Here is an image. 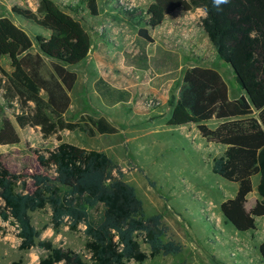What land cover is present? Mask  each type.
<instances>
[{
    "label": "trees",
    "instance_id": "trees-1",
    "mask_svg": "<svg viewBox=\"0 0 264 264\" xmlns=\"http://www.w3.org/2000/svg\"><path fill=\"white\" fill-rule=\"evenodd\" d=\"M85 2L93 15L99 14L98 0ZM178 8L205 11L201 26L218 57L233 69L244 93L231 99L228 84L218 70L196 65L185 71L179 97L171 102L169 124L195 123L208 142L227 146L224 155L215 158L213 171L237 183L238 191L221 204L222 212L238 230H257L256 218L264 216V0H246V4L229 0L219 10L212 0H154L146 10L128 8L126 11L141 25L134 48L123 52L127 66L151 68L149 47L155 44L151 29ZM12 11L41 32L34 42L11 17L0 16V145L20 143L18 128L26 127L40 129L45 139L57 135L59 144L34 150L43 172L31 175L32 191L27 179L12 172L0 154V232L3 222L15 223L20 249L38 246L47 252L39 264H145L161 254H180L183 245L169 237L161 214L146 213L119 164L106 152L64 141L59 134L79 129L90 135L119 131L105 117L90 118L87 125L84 118L70 121L66 117L78 79L72 68L83 62L92 48L88 30L55 0H40L37 11L21 5H14ZM3 58L9 59L11 71L4 67ZM47 61L52 66L48 76L44 73ZM95 89L109 106L132 98L129 90L104 77L96 80ZM213 117L221 120L216 128L207 124ZM257 174L260 199L248 209L252 178ZM47 208L57 233L63 225L71 231L85 226L90 261L75 250L41 239L42 230L33 224L30 213ZM140 238L149 252L143 249ZM260 253L264 261V241Z\"/></svg>",
    "mask_w": 264,
    "mask_h": 264
},
{
    "label": "rangeland",
    "instance_id": "rangeland-1",
    "mask_svg": "<svg viewBox=\"0 0 264 264\" xmlns=\"http://www.w3.org/2000/svg\"><path fill=\"white\" fill-rule=\"evenodd\" d=\"M55 1L79 19L92 38L88 57L72 68L78 79L71 92L72 104L66 117L70 121L84 118L83 123L87 125L90 118L105 116L119 129L115 134L90 135L80 129L63 130L59 134L64 141L105 151L124 170V179L136 188L146 213L161 214L163 222L169 227V237L183 245L180 254H161L148 259L145 264H264L260 253L264 222L258 221L257 231L242 232L221 214L223 200L235 194L233 183L213 173L211 161L206 166L196 148L198 143L184 138L182 131L172 129L152 134L151 123L158 116L169 114L173 107L171 102L176 101L179 94L183 75L193 65L219 66L231 95L238 93L235 83L229 80V75L235 74L233 69L220 58L219 62L214 46L206 40L208 35L201 27L203 16L200 11L182 16L191 21L190 30L194 35L191 38L177 29V25L182 23L179 15L166 21L165 30L153 31L160 48L156 45L149 47L154 68L145 72L124 64L123 51L134 48V38L140 25L126 9L132 6L146 10L154 0H98V15L90 12L85 0ZM237 1L246 4V0ZM39 3L40 0H0V16L11 17L36 42L35 36L41 32L40 28L32 25L34 29L19 19L12 7L21 5L37 11ZM172 23L174 29L169 32ZM36 50L35 43L33 51ZM162 54L165 59H160ZM3 64L11 70L7 59L3 60ZM51 72V63L47 61L44 73L48 76ZM99 76H104L114 85L129 86L133 92L131 102L105 108L93 88ZM18 130L21 142L0 147V154L4 155L3 161L12 172L27 179L28 190L32 191L31 175L43 172L34 150L52 149L59 141L57 135L45 139L37 128ZM256 195L250 194L251 204L255 202ZM30 214L33 224L42 230L41 239L75 250L90 261L85 249L84 225L78 231H71L69 226L63 225L57 233L51 225L49 208ZM3 225L0 232V264L15 261L39 264L40 258L47 252L38 246L29 250L20 249L16 224L5 221ZM139 240L143 249L149 252L148 245L141 238Z\"/></svg>",
    "mask_w": 264,
    "mask_h": 264
},
{
    "label": "crops",
    "instance_id": "crops-1",
    "mask_svg": "<svg viewBox=\"0 0 264 264\" xmlns=\"http://www.w3.org/2000/svg\"><path fill=\"white\" fill-rule=\"evenodd\" d=\"M200 11L199 13H201V15L203 16V18L205 17V15H206V13H205V11L202 9V8H196V9H193V10H191V11H185L184 9H182V8H178L175 12H173L172 14H169V15H167L166 16V18H165V20H164V22L159 26V27H157L156 29H151V33H152V35H153V31H156V30H160L161 28L163 29L164 28V30L167 28V26H165L164 24L166 23V21L168 20V19H171L173 16H175V15H179V16H185L188 12H193V11ZM183 16V17H184ZM182 17V19H181V25H177V29H179V31L181 32V33H183V34H186V35H188L187 37L188 38H191V36H194V35H192V32H191V21H188V20H186L185 18H183ZM140 25H141V23H140ZM140 25H139V27H140ZM139 27H138V29H139ZM202 27V26H201ZM203 28V27H202ZM174 29V23H172L171 24V26H170V29H169V32H171L172 30ZM204 30V29H203ZM138 31V30H137ZM137 34V33H136ZM136 36V35H135ZM153 37H154V35H153ZM155 38V37H154ZM135 39V38H134ZM206 40L208 41V43H209V38L206 36ZM154 45H156L157 46V48H160L159 47V45L157 44V42H156V38H155V44ZM125 51V50H124ZM123 51V52H124ZM124 57V56H123ZM8 60L9 61V59L8 58H3L2 59V63H3V60ZM160 59H165L164 58V56H163V54L161 55V58ZM218 59H219V57H218ZM156 61H158V59H156ZM219 62L221 63V61H220V59H219ZM9 64H10V61H9ZM124 64H125V61H124ZM4 65V64H3ZM125 66H127L126 64H125ZM194 66H196V65H193V66H191L190 68H192V67H194ZM200 66H204V65H200ZM5 67V66H4ZM11 67V66H10ZM127 67H129V68H134V69H136V70H138V71H149V70H153V68H154V66L151 64V68L150 69H148V70H141V69H138V68H136V67H133V66H127ZM206 67H211V68H214V69H216V70H218L221 74H222V76H223V78L225 79V75L222 73V69L219 67V66H217V65H207ZM6 68V67H5ZM190 68H188V69H190ZM7 69V68H6ZM187 69V70H188ZM7 70H9V69H7ZM11 70H12V68H11ZM11 70H9V71H11ZM185 74V73H184ZM232 74V73H231ZM229 75L230 76V81L232 82H234L235 83V87H237V89H238V93H236L235 95H231V90H230V87H229V84H228V82H227V80L225 79V81L227 82V84H228V87H229V95H230V98L231 99H233V98H237V97H239L242 93H244V90H242V88H241V86L239 85V83H238V81H237V79H236V75L234 74V76H233V74L232 75ZM99 77H104V76H99ZM98 77V78H99ZM183 77H184V75H183ZM97 78V79H98ZM105 78V77H104ZM96 79V80H97ZM106 79V78H105ZM234 79H236V81L237 82H235V80ZM96 80L94 81V83H93V88H94V91L99 95V93L96 91V89H95V82H96ZM106 80H108V79H106ZM109 81V80H108ZM110 82V81H109ZM182 83H183V80H182ZM237 83V84H236ZM114 85V84H113ZM182 85V84H181ZM115 86H117V85H115ZM117 87H120V88H124V89H127V90H129L131 93H132V98H133V92H132V90L129 88V86H117ZM179 91H180V89H179ZM100 96V95H99ZM178 97H179V94H178V96H177V98H176V100L178 99ZM100 98H101V96H100ZM132 98H131V100H132ZM102 99V98H101ZM131 100L129 101V102H131ZM129 102H127V103H129ZM127 103H119V104H127ZM102 104L105 106V108H107V109H111V108H114V107H116V106H118L119 104H116V105H114V106H109V105H106L105 104V102L103 101V99H102ZM172 111H173V107H171V111L169 112V114L167 115V116H164V117H160V116H158L152 123H151V125L153 126V132H152V134H154V131H155V133H158L159 131H161V132H166V131H169V130H172V129H174L175 131H182V136L184 137V138H187V139H191V141L193 142V143H198L197 144V146H196V148L199 150V152L201 153V158H202V160L204 161V163L206 164V166H209V162L211 161L212 162V166H211V169H212V171H213V165H214V160H215V158H218V157H221V156H223L224 155V153H225V151H226V149H227V146L226 145H223V144H220V143H215V142H208L207 141V139L206 138H204L203 136H202V134H201V132H200V130L198 129V127H197V125L195 124V123H190V124H186V125H181V126H172V125H170L169 124V121H170V118H171V115H172ZM103 117H105V116H103ZM105 118H107V117H105ZM107 120H108V118H107ZM109 121V120H108ZM110 122V121H109ZM111 123V122H110ZM221 123V120L220 119H217L216 117H213L211 120H209V121H207V124L211 127V128H216L219 124ZM119 132V131H118ZM117 132V133H118ZM96 134H101V133H96ZM115 134V133H114ZM74 144V143H73ZM75 145H78V144H75ZM10 146H13V145H0V147H10ZM78 146H80V147H84V148H87L86 146H83V145H78ZM87 149H96V150H99V151H103V150H100V149H98V148H87ZM105 152V151H104ZM209 160V161H208ZM207 170V169H206ZM213 173H214V171H213ZM216 174V173H215ZM221 177V176H220ZM223 178V177H222ZM252 182H253V191L250 193V194H252V193H255V194H257L256 195V199H255V202L253 203V204H251V202H250V194L248 195V200H247V203H246V206H247V208L248 209H251V208H253V206L255 205V203L257 202V200L258 199H260V196H259V194H258V191H257V189H258V184H259V182H260V174H257V175H255V176H253V178H252ZM231 183H233V185H234V187H235V189L233 190V192H235V194L234 193H232V194H234V195H230V197H234L235 195H236V193H237V191H238V184L237 183H234V182H231ZM230 197H227V199L228 198H230ZM226 200V199H225ZM225 200H223V202L225 201ZM222 202V203H223ZM221 203V204H222ZM221 214L225 217V215H224V213L222 212V209H221ZM225 219L228 221V222H230L226 217H225ZM256 220H257V230H258V221H260V220H262L263 222H264V216H262V217H257L256 218ZM231 223V222H230ZM236 228V227H235ZM237 229V228H236ZM238 230V229H237ZM257 230H254V231H257ZM238 231H240V230H238ZM250 231V230H249ZM242 232H247V231H242Z\"/></svg>",
    "mask_w": 264,
    "mask_h": 264
},
{
    "label": "clouds",
    "instance_id": "clouds-1",
    "mask_svg": "<svg viewBox=\"0 0 264 264\" xmlns=\"http://www.w3.org/2000/svg\"><path fill=\"white\" fill-rule=\"evenodd\" d=\"M228 2H229V0H212V5H213V7L217 8L219 10L220 5L227 4Z\"/></svg>",
    "mask_w": 264,
    "mask_h": 264
},
{
    "label": "built area",
    "instance_id": "built-area-1",
    "mask_svg": "<svg viewBox=\"0 0 264 264\" xmlns=\"http://www.w3.org/2000/svg\"><path fill=\"white\" fill-rule=\"evenodd\" d=\"M130 8H132V6H130Z\"/></svg>",
    "mask_w": 264,
    "mask_h": 264
}]
</instances>
